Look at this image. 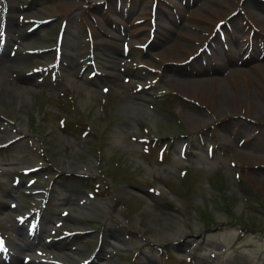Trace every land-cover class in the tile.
Segmentation results:
<instances>
[{"label": "rangeland", "instance_id": "374dc122", "mask_svg": "<svg viewBox=\"0 0 264 264\" xmlns=\"http://www.w3.org/2000/svg\"><path fill=\"white\" fill-rule=\"evenodd\" d=\"M246 1L211 34L193 32L205 36V44L180 38L193 51L203 49L180 64L164 62L178 48L155 45L161 24L183 25L194 10L213 20L211 10L234 3L0 0V264L2 249L30 241L21 259L47 264H264V166L242 160L263 153L246 141L264 134V109L252 116L221 102L208 110L183 89L163 86L173 72L192 82L208 76L198 72L202 67L225 64L211 43L230 39L232 27L237 41L230 44H241L246 32L233 26L244 19L264 26V2L258 10ZM185 6L183 20L177 9ZM170 9L174 17L165 15ZM138 16L140 30L129 36L125 28ZM60 24L64 36L57 41ZM74 106L85 115L81 123L65 116L76 115ZM191 111L200 115L190 117ZM32 116L34 131H43L39 140L29 133ZM116 168L123 171H110ZM215 176L223 183L218 191L207 183Z\"/></svg>", "mask_w": 264, "mask_h": 264}, {"label": "bare ground", "instance_id": "6f19581e", "mask_svg": "<svg viewBox=\"0 0 264 264\" xmlns=\"http://www.w3.org/2000/svg\"><path fill=\"white\" fill-rule=\"evenodd\" d=\"M106 1L107 0H105V2ZM207 1L208 2L217 1L218 3H220V0H207ZM227 1L229 2L231 1V4L234 3L235 8L226 5L225 11L215 12L211 10L210 13L212 17H214L213 20H211L212 18L209 17H201V13L199 12L200 13L199 14L198 11L194 10V12L189 16L190 19H188L186 23L184 21L185 24L183 25H180L181 23L176 26L161 24L160 26L161 30L160 32H158L159 36L157 35L156 37L157 42L155 43V45H157L158 43V47L161 49L170 50L173 48H178V52L174 54H169L168 58H166L164 62H180L181 64L183 63L182 62L183 60H188L191 56L195 55L197 53V50L196 51L191 50L189 45L186 44V42L185 43L181 42L180 38H185V39L187 38L186 40L188 39L191 41L195 40L205 44L207 42L206 38L205 36L198 34L199 32H203V33L210 32L211 34L212 31L214 32L213 29L215 28L217 22L222 21L224 24L227 23L230 19H232L234 15V11H236V8L238 7L239 0H235V2H233V0H227ZM245 2L247 1L245 0ZM46 3L48 4L47 8L52 9V5L50 4V2H46ZM187 3L189 2H186L185 4ZM247 4H249V2H247ZM254 5L258 9L262 8V6L259 4H254ZM69 6H72L73 8L75 5L74 3H72ZM186 7L187 6L181 9H177V13L180 14V18H182L183 20H184L183 11L185 10ZM201 8L204 9L203 7H199V9ZM205 10L207 9H204V11ZM40 11H47V10L41 9ZM165 15L168 17H174L173 16L174 13L172 12H170L169 14L165 13ZM139 19L140 18L138 16L134 18L132 22L129 21L128 26L125 28V31L129 34V36L135 35L140 30L139 27H136L137 23L140 22ZM255 20H257L258 22L255 24L259 26L260 27L259 30L262 31L261 35H258L256 33V31H258V27L254 26L252 23L244 19L239 26L237 24L233 26L240 33L246 32L245 34L247 35V38L243 40L241 44H237L235 48L233 44H230L233 43V41L235 42V40L237 41V36L235 35L234 33L235 31L233 30L232 27L229 30L230 39L222 37V42L219 39L217 43H213V44L211 43L213 55L216 57L215 59H220L217 57L220 55L221 52V59L222 57L224 58L225 64L219 66V68L218 67L216 68L214 66L213 59L210 56H207V60L213 62L212 67L215 68H209V66L202 67L201 70H198V72L208 76H202L201 79L199 78L191 82L188 79H179V78L176 79L174 76V74L176 73L173 72L171 79L167 77L163 79L164 88L183 89L184 90L183 94L188 99L208 110H211V108H214L216 106L221 107L222 104H227L228 106L226 108L231 107L232 108L231 112L234 113L238 112L241 114H251L252 116L254 115L258 116V114L262 115L263 113L261 114V110L264 109V64H260L258 61H260L259 59L264 60L263 59L264 58V26L261 24L262 21L260 19H255ZM196 21L200 22L201 24H197L198 22ZM206 24L208 26L207 29L205 27ZM184 26L191 28V30L189 31L188 29L187 31L181 30V28ZM194 31H198V33H193ZM91 33H93V31H91ZM103 34L107 35V32H103ZM93 35H95V33H93ZM253 35H256L257 39L254 40ZM176 36L178 38H176ZM249 38H253L251 46L246 44V41ZM113 39L117 41L120 39V36H115L113 37ZM238 39L242 40V36L238 35ZM114 40L112 41V44L114 43ZM250 42L251 40L249 41V43ZM256 48H259L260 50L259 53H256ZM244 50H249V54L246 55L245 58H243L240 55V53H242ZM136 52L141 53L142 50H137ZM142 53L148 54V52L145 51H143ZM260 54L261 56L259 57ZM164 62H162V64ZM1 82L2 80L0 79V83ZM15 89H16V94L19 97H22L24 100L27 98L26 92L23 89L21 88H15ZM226 108L222 106L221 109L226 110ZM192 112L193 111L190 112L191 114L190 117L197 118L198 115H200V111L197 113H192ZM198 119H200V117ZM261 120L264 122V119ZM250 137L251 138L248 141H246V147L252 144L254 146L253 151H255V153L263 152L262 155H255V156L242 155L240 153L238 154V156L242 155V160L244 159L245 161L248 158H252V160L258 161L253 163L263 164L264 166V134L250 135ZM31 245H32L31 241L24 242L22 244L14 242L12 245V251L2 249V252L4 253V257H6V261L4 260V262L1 264H20V263L47 264V262L44 263L43 261L42 263V261L38 259L28 260V259H24L23 257L21 259L20 253L24 250L29 251Z\"/></svg>", "mask_w": 264, "mask_h": 264}]
</instances>
